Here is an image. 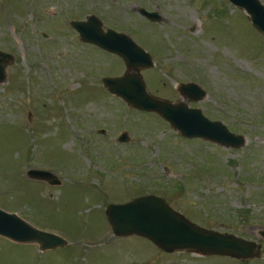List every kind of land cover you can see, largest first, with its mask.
Returning <instances> with one entry per match:
<instances>
[{"label":"rangeland","instance_id":"rangeland-1","mask_svg":"<svg viewBox=\"0 0 264 264\" xmlns=\"http://www.w3.org/2000/svg\"><path fill=\"white\" fill-rule=\"evenodd\" d=\"M91 15L150 54L153 67L140 71L149 94L200 109L243 146L182 138L111 95L102 78L122 76V60L70 26ZM0 51L14 56L0 84V209L68 242L40 251L0 236V264H242L114 237L106 206L143 195L202 228L259 243L260 260L248 264H264V37L243 11L227 0H0ZM187 83L205 97H181ZM29 169L61 185L29 180Z\"/></svg>","mask_w":264,"mask_h":264},{"label":"water","instance_id":"water-1","mask_svg":"<svg viewBox=\"0 0 264 264\" xmlns=\"http://www.w3.org/2000/svg\"><path fill=\"white\" fill-rule=\"evenodd\" d=\"M228 2L243 11L252 28L264 37V6L259 0ZM139 14L150 22L160 21L154 12L140 9ZM70 26L78 34L80 42L93 45L122 60L125 66L122 76L102 79L103 87L111 95L120 98L132 109L155 113L185 139H202L225 148L237 149L243 146V136L230 132L219 121L209 120L200 109L190 108L180 102L171 103L149 94L140 71L152 68L153 60L129 36L111 29L103 30L101 21L93 15L88 16L86 21H71ZM13 61V55L0 51V84L5 82L6 70ZM178 91L181 97L194 102L206 95L205 90L194 83L179 84ZM121 139V142H125L127 138L125 136ZM25 176L29 180L44 182L49 186L61 185L58 176L45 170L29 169ZM104 212L114 237L137 236L165 253L218 255L239 260H251L261 256L259 243L202 228L173 210L163 198L157 196L144 195L122 204L111 203ZM257 235L264 241V228ZM0 236L14 243L35 244L40 251L68 245L59 235L39 230L17 214L2 209Z\"/></svg>","mask_w":264,"mask_h":264},{"label":"flooded vegetation","instance_id":"flooded-vegetation-1","mask_svg":"<svg viewBox=\"0 0 264 264\" xmlns=\"http://www.w3.org/2000/svg\"><path fill=\"white\" fill-rule=\"evenodd\" d=\"M42 183H44V182H42ZM46 184V183H45ZM47 185V184H46ZM48 186V185H47ZM261 258V257H260ZM260 258H254V259H259L260 260ZM254 259H251V260H241V263L242 264H248L250 261H252V260H254Z\"/></svg>","mask_w":264,"mask_h":264}]
</instances>
